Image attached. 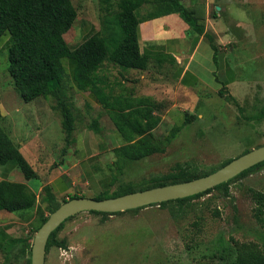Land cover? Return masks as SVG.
I'll use <instances>...</instances> for the list:
<instances>
[{
  "label": "rangeland",
  "instance_id": "1",
  "mask_svg": "<svg viewBox=\"0 0 264 264\" xmlns=\"http://www.w3.org/2000/svg\"><path fill=\"white\" fill-rule=\"evenodd\" d=\"M183 1L193 5V0ZM73 2L79 18L65 35L76 47L84 40L86 30L82 26L91 23L95 31L101 29L106 14L100 0ZM207 8L204 19H210L214 38L222 41L221 47L227 50L236 83L220 94L203 85V81L193 89H185L164 73L162 84L156 89L159 100L152 96L161 103L155 110L161 121L153 133L162 151L135 162L118 161L111 170L104 169L100 177L107 176L109 181L115 178L110 192L123 187L144 188L180 167L207 172L264 144V116H260L264 114V0H210ZM8 45L7 41L0 48V104L10 113L3 125L12 130L13 139L19 143L27 137H43L45 130L39 134L30 124L34 122L27 114L31 104L21 98L8 71ZM63 63L67 70L65 82L71 84V63L67 58ZM220 63L218 58L217 64ZM117 67L109 63L104 69L112 77L118 75ZM124 71L131 73L133 69ZM118 80L116 77L113 81ZM130 91L133 96L135 89ZM84 95L81 94V101ZM44 99L58 105L57 99ZM70 105L73 107V103L68 102L69 109ZM81 107L84 109L75 107L77 116L72 114H79L85 123L94 114L87 111L86 105ZM58 108L54 109L61 115ZM61 123L50 121L49 129L50 134L55 133L53 142L62 147ZM56 153L63 158L62 150ZM11 180L26 178L17 168ZM29 181L35 190L41 184L38 178ZM229 189L230 195L213 190L184 204H152L107 216L89 211L78 213L58 233L65 246H49L45 264H231L235 256L230 250L232 237L264 246V229L254 217L253 196L264 193V166L237 178ZM90 195L96 193L85 191L86 197ZM44 210L48 214V209ZM3 212V216L9 214L0 210ZM16 214L12 212L9 217ZM35 228V221L23 224L16 229V235L30 237L33 243ZM24 246L19 243L6 253L0 250V264H28L29 249L23 252Z\"/></svg>",
  "mask_w": 264,
  "mask_h": 264
},
{
  "label": "trees",
  "instance_id": "2",
  "mask_svg": "<svg viewBox=\"0 0 264 264\" xmlns=\"http://www.w3.org/2000/svg\"><path fill=\"white\" fill-rule=\"evenodd\" d=\"M100 2L101 10L106 14L102 20V28L93 32L80 45L73 47L65 38V34L73 27L79 14L73 0H0V48L8 41V71L24 101L30 102L39 97L57 99L59 106L56 104L54 108L59 107L61 110L63 129L67 133L66 141L70 143L75 117L68 108L67 92H64L69 85L65 82L67 70L63 63V59L67 58L71 63L69 76L73 87L78 92H89L93 95L124 137L125 144L115 150L117 159L114 164L117 165L118 161L135 162L162 151L153 133L161 121L155 114L161 103L152 96L129 97L124 93L107 92L108 79L102 74L105 66L110 63L122 70L148 68L151 56L142 52L140 48V23L147 19L177 13L189 25L190 32L205 35L211 40L214 38L206 31L204 11H201L200 7L193 9L186 6L183 0H100ZM145 4L150 5L151 10L142 15L140 10ZM214 47L216 48L215 45ZM163 56H170L172 61L175 60L171 55ZM225 92L224 89L219 91L220 94ZM86 107H90L88 102ZM91 127L99 132V120L94 119ZM231 160L207 172L180 167L156 180L152 185L140 189L123 187L119 191L110 192L115 182L113 178L94 198L100 200L156 186L189 181L208 175ZM8 162L14 163L27 180L40 177L0 124V164ZM262 166L264 161L205 192L155 204L160 206L171 202L184 204L213 190L230 195L231 182ZM112 168L113 164L109 169ZM78 196L80 195L76 194L69 199ZM253 196L256 201L254 217L264 229V193L256 192ZM66 200L68 199L59 201L52 187L46 185L38 204L35 194L26 190L9 189L0 183V210L18 214L38 208L35 232ZM141 208L143 207L132 210ZM44 209H48V214H45ZM89 212L103 216L121 213L94 210ZM20 216L22 217V214ZM65 222L51 234L47 250L53 244L65 246L64 241L58 238V233ZM30 239L32 238L12 237L6 233L5 228L0 227V250L6 253L15 245L25 243L22 250L25 252L29 249L28 264H32ZM231 242L230 250L235 255L231 264H264L263 245L256 241H240L233 237Z\"/></svg>",
  "mask_w": 264,
  "mask_h": 264
},
{
  "label": "crops",
  "instance_id": "3",
  "mask_svg": "<svg viewBox=\"0 0 264 264\" xmlns=\"http://www.w3.org/2000/svg\"><path fill=\"white\" fill-rule=\"evenodd\" d=\"M209 2L210 0H206L205 3L200 0H193V5L184 3L193 9L200 7L201 9H199L207 12L206 16H208V8H205L206 4L207 7L209 6ZM150 10V5L145 4L140 13L142 15L147 14ZM209 23L210 19L207 17V21L205 20L206 31L211 33L214 38V31L211 30ZM83 28L86 30L84 40L95 32L91 23L83 25ZM91 31L93 32L87 35ZM221 42L215 38L211 40L205 35L190 32L189 25L177 13L144 20L140 23V48L142 52L151 56L148 68L145 70L133 69L131 73H127L117 67L118 75L115 74L112 77L104 69L102 74L109 83L107 92L111 94L127 92L129 97L154 96L159 100L156 89L161 86V77L164 73L171 76L179 86L185 89H193L199 82L203 81V85L212 87L217 91L228 90L236 83L237 79L229 62L228 52L221 47ZM163 55H171L175 60L172 61L170 56ZM218 58L221 61L220 65L217 64ZM134 74L136 76H133ZM116 77L120 79L117 83L113 81ZM111 78H113L112 81ZM71 84L64 91L67 92V101L70 104L73 103V107L70 105L71 112L77 116V113L74 112L77 110L75 107L84 109L81 106H85L88 102L90 107H87V111H93L94 116L93 118L86 116L87 121L84 123L79 114L78 117L74 115L75 120L70 143H67V133L63 130L64 141L61 144L64 145L62 147L53 142L55 133L50 134L52 133L49 129L50 121L62 122V116L53 108L54 104L51 101L47 102L42 97L30 101L31 107H29L27 114L34 121L30 124L34 129H37L39 134L44 129L45 131L42 132L44 136L27 137L21 139L19 143L13 139L12 130L3 125L10 113L4 104H0V124L8 132L28 162L39 173L38 179L41 180V184L35 190V187L27 179L22 181L11 180L12 174L17 170L12 162L0 164V183L9 189L26 190L35 194L38 204H40L46 185L52 187V191L59 201L69 199L70 196L76 194L85 196L87 190H92L96 195L99 194L105 189L109 181L107 176L100 177L101 173L114 164L117 159L115 150L125 144L121 132L111 117L105 111L103 112L104 109L95 97L89 92H78ZM132 89H135L133 96H131L132 91H130ZM81 94H85L83 101L80 99ZM86 114L88 115V113ZM94 119L99 120V132L91 127ZM58 149L63 151V158L58 157V153H56ZM48 152L50 153L48 154ZM87 197H94V195ZM6 213L11 214L12 212L6 211ZM2 214L4 212L0 213V227L5 228L6 233L10 236L19 238L21 236L16 235L18 232L16 229L23 224L36 222L38 208L23 211L19 215L16 214V216L11 217L9 214L5 216ZM15 226H17L16 229Z\"/></svg>",
  "mask_w": 264,
  "mask_h": 264
},
{
  "label": "water",
  "instance_id": "4",
  "mask_svg": "<svg viewBox=\"0 0 264 264\" xmlns=\"http://www.w3.org/2000/svg\"><path fill=\"white\" fill-rule=\"evenodd\" d=\"M220 6H217V10ZM264 161V144L232 159L216 171L189 181L156 186L105 199L78 196L61 203L37 230L32 243V264H45L51 234L67 219L85 211L124 212L155 203L193 196L227 182Z\"/></svg>",
  "mask_w": 264,
  "mask_h": 264
}]
</instances>
